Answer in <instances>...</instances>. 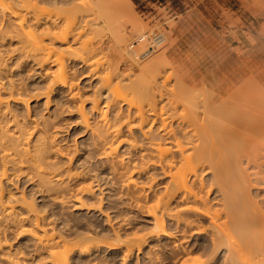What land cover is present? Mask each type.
Returning <instances> with one entry per match:
<instances>
[{
    "label": "rangeland",
    "instance_id": "1",
    "mask_svg": "<svg viewBox=\"0 0 264 264\" xmlns=\"http://www.w3.org/2000/svg\"><path fill=\"white\" fill-rule=\"evenodd\" d=\"M62 1L60 2L61 8L59 6L57 7V5H55L56 7L54 5L50 6L52 2H49L50 4L48 2H45V7H46V4H48L49 7L48 5L47 7L53 11L52 12L54 13L53 15L50 11L49 12L51 14H48V13L45 14L41 12L45 15L44 17H46L47 15L48 16L52 15V18L53 17L56 18L54 20H57L58 23L55 22V25L53 26L54 30L52 29L53 31L55 30L57 31L55 27L58 28V24L65 22L63 18L65 17L63 16L65 15L63 12L65 8H63L62 6L66 7L68 5L70 6L71 3L74 4L72 0H65V1L62 0ZM66 1L67 2L69 1L71 3L66 4L65 3ZM104 1L109 3L108 4L109 6L112 4L111 5L112 9H111L109 6H107V3H104L106 7L103 6V8L105 9L103 13L108 11L106 10L108 7H109L108 8L109 10L111 9V13L108 12L106 13V15L105 13L104 14L102 13V10L104 9L101 7ZM100 2H102L101 3L102 5L98 6L94 10H91V11L88 10L89 14H87L95 18L94 16L95 14L93 12H97L96 17L98 15L99 17H97L98 20L96 21L98 23L97 25H100V28H97L98 27L97 25H95L94 27L93 24H96L95 23L96 21L94 23L91 22V20L93 21V19L91 18H89V24L85 25L86 23L85 24L82 23L84 22L83 20H85L84 17L86 16L85 15L86 13L82 14L80 12L82 14L81 15L77 12L79 16L81 17L84 16V17H82L83 19H81L76 14L77 17L75 18L77 19L79 18L78 20L80 21L81 19V21L80 22L77 21L75 23L77 25L79 22L78 26L80 24L81 25L84 24L83 25L84 27L87 26L85 27L87 29H85L83 33H85L87 30L86 33L88 35L85 33L84 36L82 37L83 35L82 34L80 35L82 37V38L80 37L81 40L79 39L78 42L76 41L72 42L73 38L75 37L74 33L76 32L78 34L80 31L79 30L81 26L80 25L78 27L79 29H77L79 31L76 30L73 33V35L67 37L69 41L64 40V42H62L63 40L62 41L55 40L56 42L54 43L55 47L57 48V51L59 50L58 54H60V50H61L60 55L62 59H65L64 60L65 66L67 65L68 67V68L66 67V69L68 73L70 71V74L67 73L68 77L70 76L69 79L73 80V82L77 84L75 85L76 88L74 87V90L78 89L77 86L80 88L79 96H77L78 98L71 97V95H69L70 89L67 87H63L60 85V83H58L54 86L53 88L54 91L52 90L53 92H51L50 94L49 103H47L48 98L46 95H44L45 93L43 92L48 90V87L50 84L49 80L51 81L53 79V75L51 77L50 75L55 70L57 71L58 64L51 62V65L45 64V66L41 67L42 64L40 65L39 63L37 64V62L34 61L33 59H30L31 61L28 60L27 58H25L27 60H23V57L20 55V52L19 51L17 52V50L15 52L14 50L18 46H20V43H18V39L9 40L8 38L7 41L5 40V42L2 43L4 46L0 43L1 44L0 45V56L3 55L2 57L4 59V61L1 59L4 62V64L2 62L1 64L2 67L0 66L1 68L0 69V87H1L0 93L3 97V100L5 101V102L3 101L4 103L1 105V109H0L1 110L0 111V124H2L3 125L2 127H5L9 133L16 134L17 133L16 131L18 130L16 126H17V123H19L22 126L23 130L27 132L26 134H28V137L30 135L32 142L35 140V137L37 138L38 135H41L42 137L47 138L50 142L49 144L50 146L48 148V150L50 151L49 153H47L48 155L46 157L47 167L49 168V170L57 169L58 171H63L64 173H66L65 177L62 180H60V182L55 180L54 178H51V182L47 185H44L40 181V177L38 178V176L34 174L35 168L34 169L32 168L33 169L32 170L30 166L27 164L21 165V166L19 165L13 166V164L11 163V165L10 164L8 165L9 166L8 175L7 177H5L3 181L4 186H5V197L7 200H10V199L15 200L13 201V204L15 202H18L17 199H19V202L16 203L18 205L17 206L15 205V211L16 209L18 211L17 215L16 214L15 215L18 218H21L23 216L27 217V215L29 214H30L29 215L30 217L31 216L33 217V214L35 213V212L33 213V211L31 213L29 212L30 211L29 206H28L29 204L28 205L25 204L26 207H24L23 204L25 203V201L22 199V196H24L27 202L33 204L35 208L34 210L35 211L38 210V212H40V214H42L46 218V221H47L46 225L49 226L48 229H50L51 232L54 227L55 228L54 232L56 231L58 232V234H61V235H64V234L66 236L69 235L68 236L69 238H72V237L74 238L80 235L83 236L84 234L93 235L97 238L94 241L98 242L97 244L100 245V247L95 248L91 253L85 254V253H80L79 251L70 253L68 264H181V260H183L182 259L183 257H180L181 255H179L180 253L178 252H182L181 251L183 250L182 248L187 246V244L189 245L190 243H191L190 244L191 246H193L192 243L193 244L195 243L196 245L194 246H197L194 248L192 252L194 256L196 257L200 256L207 260H209L208 256H211L210 258H212V260L211 261L209 260L210 263L208 264H224L223 262L225 259L224 249H220L217 252L215 251L213 252L212 247H210L211 246L210 238L208 237L206 233L201 234V236L197 234L195 235L194 233H192L193 230L190 228L184 231L183 230L184 228L182 225L179 227V229L181 230H180V233L179 232L177 233L178 235H176L175 239L170 240L166 238L165 236H158L155 234L153 235V237L149 238L141 248L135 246L134 251L129 253L131 255H128V256L125 255V253L127 254L126 246L119 245L120 247L119 246L111 247L108 245L110 242H116L115 240L116 233H118L120 238H123V240L127 238L129 239L131 237H135V235L136 236H139V235L149 236V234L154 228L153 217L152 215H149L147 210L145 211L146 208L145 207L143 208L142 204L146 205V204H151V203L156 202L158 196L164 192L169 177L164 176L160 168H155V167L149 168V171L147 170L144 173H139L137 170L136 172H134L133 165L138 164V163L141 165V163L144 160H147V158L146 156L144 158L143 151H141L140 148L138 149L130 148L127 140L123 141L122 144H119V140H121L120 137H117V139H112V137H109L108 139L109 142L112 139L113 141H111L110 143L113 144L114 146L118 143L119 148L116 146L118 149L115 150V152L109 157V159H106L107 157L104 154L105 153L104 148L107 150L108 146L107 144L103 145L102 147L104 146L105 147L102 149V147L98 145L100 143L97 140V136L93 134V131H92L93 127L94 128L97 126L100 127V124L102 123L101 121L102 118L100 117L102 115L100 114V110L96 112L97 110L94 109V107H92V100L96 96H101L99 94H102V96L99 97V99L101 100L100 106L103 107V108L101 107L102 109L105 108V105H106L105 100L107 98L105 96L109 95V92H108L109 88L108 89L106 88L107 90L105 88H103L104 90L102 89L101 82L104 81L103 80L105 78L104 76H106L107 79L109 78V80H111L112 83L114 82L113 84L115 83L118 84L119 80L121 79L122 81H120L119 86H122L120 87L122 89L119 88L118 93L119 94L121 93V95L125 93L124 96H131L132 94L130 93L131 91H129V88L127 87V83H129L130 80L137 81L139 80V77H140L141 81L139 80V82H141L142 84V80L146 79V78L143 79L145 77V76L143 77L144 74L146 75L147 78L149 77L150 80L157 78L159 79V81H161L162 78H163L162 80H164L166 77V79L168 78L166 87L169 88L171 86V88H173L176 83L175 81L177 79H180L179 76L182 72V69L179 68L180 63H184L182 66L183 69L186 68L184 67V65L189 67V70H190L189 73H192V71L194 72L195 75H192L193 73L190 75L192 76L193 79H196V81L198 80L199 83L204 81L205 79L203 77L204 80H202L201 76L199 78L196 75H202V73L203 75L205 74V76L207 77V80L208 79L210 80L211 78H213L212 73H211L212 65H215V67L217 65V64H214V63H217V62H214V60L217 61L216 58H219L218 57L219 55H217L218 53L216 52L217 53L216 54L214 52L218 51L221 54L222 52L226 50V49L224 50L226 46L225 38L227 37L228 31H231L233 35L232 36L233 37V48L235 51L234 52L235 58L233 59L236 60V62L234 61L232 63L233 65L234 63H236V69L233 66L232 67L237 72V74H234L233 73L234 71H231L230 74L242 76L241 79L243 78L249 79V82H250L249 95L254 97L256 102H258L260 97L264 95V47H258V48L252 49L251 45H249V30L248 32L245 31L246 29H248L246 25L247 23L246 20L249 21V19L241 18L239 17L237 13V10L239 8L249 9V1L247 2V1H238V0H127V1L126 0H103V1L102 0H81V4H79V1L76 0V4L78 5L76 4L75 5L82 7V10H83V8L88 7L91 3L98 5L100 4ZM53 3H56V2L54 1ZM39 4L40 5L44 4V2H40ZM100 7L102 10L99 11ZM114 7L117 8L118 10L117 9L115 10ZM48 8L47 10H49ZM62 8L63 10L61 11ZM119 9H124L128 12L126 13L125 11L124 14L118 13L119 15H117L116 14L117 12L115 13V11L120 12ZM60 11L61 13L63 12L62 13L63 15H61L63 17L59 16L58 18L57 15H60L58 14V12ZM64 11H66V9ZM109 13L110 15H113L112 13H114L113 16H109L110 18L114 17L116 14L117 17L118 16L120 17L119 18L120 20L117 19V17H115V19L111 18L116 23V24L115 23L111 24V20L107 21L109 20L108 18ZM73 14L75 15V12L71 14V17H73L72 16ZM123 15H126V16H123ZM68 16H70V14ZM105 16H107V18H105ZM127 17L128 19H126ZM67 18H65V20ZM75 18L73 19L76 21ZM100 18H101V21L99 20ZM58 19L59 20L61 19V20L58 21ZM116 19L119 20V22L115 21ZM62 20L63 22H61ZM132 20L134 23L140 22L141 25L137 23L134 24ZM43 21H45V18L42 20V22ZM70 21H73V20H70ZM44 23L45 22H43V24L41 25L39 24L38 26L35 25L32 28L34 29V32L37 34V36L39 32L41 33L42 26L43 27L45 26ZM75 23L73 22V24ZM66 24H64L63 26L61 24L60 28L61 26L65 28L64 26ZM101 24L102 25L104 24V25L102 26ZM71 25L72 24H70V26ZM76 25L74 26L72 25L73 26L72 29H74ZM89 25H93V26L89 27ZM84 27H82V31ZM110 28L113 29V32ZM137 29L139 30L137 31ZM93 30L97 31L98 35L101 33L99 36L97 35L98 39L95 37L96 33H94ZM98 30L99 31L102 30L105 32H101V31L98 32ZM61 31L62 30L60 29V32ZM88 31L90 32V34L88 33ZM28 32H31V31L28 30ZM57 32L60 33L59 30ZM57 32H54V33H57ZM123 32H125L126 35ZM58 33H57V36H60ZM93 33L96 39L92 37L91 34ZM118 33L119 35L124 34V36L130 37L129 39L128 37H126L125 39L126 40L128 39V41L126 42L124 41L125 42L124 46L126 47V51L123 47L120 48L121 46H123V42H121V35L119 36ZM146 33H149L151 37H155L158 33H162L161 39L163 41L161 43H155V41H151L152 38L149 39L148 37H146L144 40H142V42L139 43L138 39L140 38V36H143V34H146ZM29 34L35 37L33 33H29ZM61 34L63 33L61 32ZM89 35L91 36V39L93 38L92 39L93 42L92 40L90 41L89 38H88V41L92 42V44L94 45L103 46L101 49H99L101 51L95 50L93 51V53H91L92 50H88V51L84 50V49H88V48H85L84 44L87 42V38L85 36L88 37ZM101 35H102V38H100ZM115 35L120 38L119 39L118 37L116 38ZM112 38L114 40H112ZM116 39L120 40V42ZM29 40L31 41L32 39H29ZM29 40L27 42L28 44H30ZM46 40L47 41L49 40V36L46 37ZM169 41H171L172 43L173 41H175V45H173ZM79 42H82V43H79ZM102 42L103 44H101ZM167 43H169V45ZM70 44L75 47L77 46V48L73 46L71 47V48H75V49H72L75 52L74 51L71 52L69 49L66 50L67 48L70 47ZM80 44L84 45V47L82 46L81 48ZM113 45L115 46L113 47ZM219 45L221 46V48L224 47L222 49L224 51H219L221 50V48H219L218 50ZM109 46L110 48H108ZM90 47H91V44H90ZM174 47L177 48V51L179 52V56L175 53V50H173L175 49ZM62 49L63 50L65 49V50L63 51ZM163 49H165V51L169 50V53L171 52V55L172 57H174V60H178V62L174 63L175 61H173V59H171L170 61L169 57H167V60L165 59V62H163L164 61L163 59L166 58V56L168 55L166 52V56L164 58L161 56L162 53L163 54L165 53ZM12 50L14 51L12 52ZM76 51L79 52V55L76 53ZM128 51L132 53L129 54ZM63 53L64 55H66L65 57L64 55H62ZM224 53L227 54L226 52ZM230 53L231 52L229 51L228 55ZM214 54L217 56H215ZM223 54L222 56L220 55L221 58L223 57ZM213 55L215 58L212 57ZM234 55L232 56L234 57ZM19 56H21L22 59ZM79 56H81L80 57L81 59H79ZM97 56H99V58H96ZM226 56L224 57L226 58ZM153 59H154V62L151 63ZM155 59L157 61H155ZM223 59L222 60L220 59V60L223 61ZM230 59L233 60L232 57H230ZM129 60H130V63H129ZM220 60H218V63L220 62ZM228 60H229V57H228ZM231 60L229 61L231 62ZM159 61L165 64L167 63L166 66L165 64L162 65L161 62H160L161 63L160 65ZM95 62H97L96 65H95ZM139 62L142 64L146 63V65H143L145 69H142L143 67L141 68L142 65L138 66ZM147 62H150V66L148 67H147ZM198 63L199 64L202 63L201 65H203L204 67L203 69L201 68L203 70L201 74L199 73L197 74V72L194 71V67L199 68ZM155 64L162 66L160 67V69L162 70L160 69L158 70L159 66L154 67L156 66ZM208 64H209V67L207 69L211 73L210 75V73L208 72V75H210L209 78L207 75V70L205 69ZM230 64H228V66ZM130 65L132 66L130 67ZM218 65L220 66V63ZM108 66H110L111 68ZM126 66L128 68H126ZM96 67L97 69H95ZM222 67L220 66V68ZM224 67L226 66L224 65ZM147 68L148 70L149 68H156V69L155 71H152V70L148 71L146 70ZM47 69L49 70L47 71ZM128 69H130V71H128ZM196 70L198 71L200 69H196ZM50 71H53V72L51 73ZM90 71H92L94 74L92 75ZM118 71H120L121 74H119ZM127 71L129 74L127 73ZM141 71H143V73ZM218 71L217 72L215 71V72L218 73ZM46 72L47 73L50 72L49 73L50 75L47 74ZM107 72H110L109 74L111 75L108 76L109 74ZM122 72L124 73V75L125 74L126 75L122 76ZM148 72L152 74L150 75ZM223 72H222V77H221L222 79L224 77L223 75H225V73L223 74ZM117 73L119 74V76H122L123 79L119 77ZM189 73L187 72L186 75ZM216 73L213 74L214 78L216 77L215 80L217 79V75L215 76ZM219 73L221 74V72ZM103 74L104 76L102 78ZM138 74H141V76L139 75V77L137 78ZM183 74L184 72L182 73V75ZM231 75H228V76H231ZM184 76L185 74L183 75V77ZM169 78H170V81H169ZM225 78L227 79L228 77H225ZM238 79H240V77ZM150 80H148V82ZM211 80H214V79H211ZM10 82L11 84L15 82L14 83L15 85L17 83L16 86L18 87L20 85V87L19 88L16 87V89L17 88L21 89L20 91H21V94L23 93L22 94L23 98L25 97V99L27 100L29 99L28 100L29 102L26 103L18 99L15 100V98L14 99L12 98L15 96H10L9 91L14 85V84L11 85ZM144 83L145 81H143V84ZM161 84H162V81H161ZM99 88L101 89L102 92L99 90ZM198 88L199 86L196 89ZM201 88L203 89V87ZM202 89L196 90V91L197 92L199 91L198 93H200L204 91ZM211 89L212 90L206 89L208 91L206 90L205 91L209 93V91L214 90L213 87H211ZM17 90H15L16 92L14 95H16L17 92H20L19 90L18 91ZM41 93L44 96H42ZM16 96L18 97V95ZM81 100L85 101L84 108L86 109V112H87L86 114H88L87 116L89 119V123L92 125V126L90 125V127H88L86 123L83 122L84 120H82V117L80 116V110L78 106L80 105ZM253 101L254 100L249 97V105L252 108V109L249 108L251 109L249 111L250 113L251 112L254 113L253 111H255L253 116H256L255 114L260 109V106L256 105L255 103H252ZM123 103L124 102H122L121 104L124 106V108H126V106ZM108 111L109 113L107 112L108 113L107 117L109 118L111 117L112 119L115 113L112 109H109ZM251 118H254V117H250L249 119ZM125 127L123 125L122 130H124L125 132H122L123 136L121 137L124 138L126 136L127 137L129 136L130 138H132V136H130L132 134H130L131 132L129 131V128L127 127L128 129L127 128L125 129ZM132 131L133 132L136 131L135 132L136 134L133 132L132 133L135 135V137H137V139L139 138V142L142 143L137 127L133 128ZM262 140H264V138ZM97 141L98 143H96ZM129 142H130V139H129ZM261 147L262 146L258 148V151L261 150L260 152H263L262 151L263 148ZM107 151H109V149ZM119 158H122L124 160H121V159L119 160ZM122 161H124V163L126 162L127 164L128 162L130 163L129 164L131 166L130 170L128 168L127 169L131 171V173H129V171L126 172V167L124 166L126 165V163L123 164ZM204 170L205 171L202 172V176L205 177V179H207L208 181H210L211 176H212V171H209L208 169L206 170V168ZM71 173L72 174L82 173V174H79L80 175L79 177L69 178L70 176L68 174H71ZM126 174L127 175L131 174L132 178L136 179V181L140 185L142 184L145 185L146 187L145 189H147L145 191V194L146 193L147 194L144 196L145 198L144 197L142 198V201L141 200L139 201L138 199L139 193L136 192V189L134 190V188L127 187L126 185L127 175ZM52 185H55L54 187L56 188H53V187H52L53 189L49 188ZM85 185L92 187L90 192L81 190V188L83 189ZM47 189H50L51 191H48ZM79 190L81 193L79 192ZM214 190L215 189H213L209 194V197L212 199L213 203L217 200V196L219 194L216 192V190L215 191ZM263 193L264 191H261L262 195ZM254 194L256 195V192ZM261 194L259 198L256 197L257 200H259L260 202H261ZM81 198L87 205H83V207L79 206L80 205L79 200ZM137 201L140 202L141 205H138ZM3 218H4V222H3ZM3 218L0 217V220H2L0 221V226H1L0 230L1 231L3 230L2 232H0V236L3 237V238L0 237V240L3 242V244L5 243L4 244L5 246L3 245V249L2 247L0 248V256L3 257V255L5 256V255L12 254V253H13V255H11L12 257L14 256L17 257L18 255L19 257L21 256L20 258L22 259V261L18 260V262L19 261L21 262L15 263V264H52L53 263V259L50 255V252L45 248L42 249V247L39 246L40 244L38 245L36 238L31 233L21 230L22 226H27V227L30 226L29 224H31V222L30 223L28 222L30 221L29 219H26L25 220L26 222H23V225H20V224H17L18 222H10L8 220L5 221L6 218L4 216ZM201 221H203L204 224L206 223V220L204 221V219H201ZM2 223L3 225L7 227H4ZM166 225H167L166 226L167 230L171 232H175L176 228H178L176 226L177 224L174 221L169 220L168 218L166 219ZM179 242L180 243L182 242V243L180 244ZM208 243H210L209 246H207ZM9 251L10 253H8ZM4 252H7V253L4 254ZM14 252H17V253L14 255ZM3 259L0 260V264H14V263L9 262L6 259L5 260Z\"/></svg>",
    "mask_w": 264,
    "mask_h": 264
},
{
    "label": "bare ground",
    "instance_id": "2",
    "mask_svg": "<svg viewBox=\"0 0 264 264\" xmlns=\"http://www.w3.org/2000/svg\"><path fill=\"white\" fill-rule=\"evenodd\" d=\"M54 1L56 3H53ZM54 1L52 0H0V43L2 44L3 42H5V40L7 41L8 38L9 40L18 39V43H20V46L18 47L16 46L17 48L15 47L16 49L14 50L15 52L16 50L17 52L18 51L20 52V55L23 57V60L33 59L34 61L37 62V64L38 63L39 65L42 64L41 67L45 66V64L51 65V62L58 64L57 71L56 70L54 72L50 71L51 73L53 72L51 75L49 74L50 72L48 73L46 72L47 74L50 75V77L53 75V79L51 81L49 80L50 84H49L48 90L43 92L45 93L44 95H46L48 98L47 103H49V97H50L51 92L54 91L53 90L54 86L58 83H60L61 86L67 87L70 89L69 95H71V97L76 98L77 96H79V93H80L79 91L80 88L78 86H77L78 89L74 90V87L77 84L73 82V80L69 79L70 76L68 77V74H70V71L68 73L66 69L67 65L65 66V62H64L65 59H62L60 55L61 50H60V54H58L59 50L57 51V48L54 45V43L56 42L55 40H60V41L63 40L62 42H64V40H68L67 38L68 36L73 35V33L77 29H79L78 27L81 24L79 26L78 24L81 21V19H83L82 17H84V16L82 17L79 16V14L81 13L82 14L86 13L85 15L87 16V17L85 16L87 19L84 17L85 20H83L84 22L82 23L84 24L86 23L85 25L89 24V18L93 19V21L91 20V22L94 23L96 20H98L97 17H99V15L96 17L97 12H93L95 14L94 15L96 18L95 19L93 16L87 15L89 14L88 12L91 10H94L95 8H97L98 6L102 4H103L101 6L102 8L103 6L106 7L104 3H107L105 1L103 3L100 2V4L98 5L91 3L88 7H85L82 10V7L76 6L78 5L76 4V0L75 1L72 0L74 4H72L69 1L68 2L66 1L65 2L66 4L71 3L70 4L71 7L69 5L66 6L67 8L65 6H62L63 8L66 9V11H64L65 9L63 10V8L61 9V11L63 10L65 15H63L62 14L63 12L61 13L60 11L58 12V14L60 15H57V16L58 18L61 15L65 16V17L61 16L64 18V21H65L63 22L62 20L61 22H63L64 24L66 23L68 24L64 26L65 28L62 27L64 25L63 23L58 24V28L55 27V29H57V31L59 30V32H60V29L62 30L61 32L63 34H61V32L58 33L56 30L53 31L54 30L53 26L55 25V22L56 23L58 22L57 20H54L56 18L54 17L52 18V15L54 13H52L53 11L48 8L49 5L46 4V7L48 5L47 8L49 10H47V8L45 7V2H48V3L52 2L51 4L49 3L50 6L57 5V7L59 6L61 8L60 2L62 0L61 1L59 0L60 2L58 0H54ZM57 1L60 4H58ZM77 1H79V4H81V0H77ZM40 2H44V4L40 5L39 4ZM108 4L109 3H107V6H109ZM38 5L42 8H40ZM111 5L109 6L110 8H111ZM72 6L73 7L75 6V7L73 8ZM101 7L99 11L102 10ZM108 8L106 9L108 11L104 12L105 15L108 12L111 13L112 8L110 10ZM116 9L117 8H115V10ZM119 10L120 12L115 11V13L117 12L116 13L117 15H119L118 13L124 14L126 11L124 9H119ZM49 11L52 13V15L50 16L47 15L46 17H44L45 15L43 13L51 14ZM103 11H105V9L102 10V13ZM74 12H75V15L73 14L72 15L73 17H71V14ZM77 12L79 14H77ZM127 12L128 11H126V13ZM110 13L108 14L109 20L107 21L111 20V24H112L115 22L111 18L115 19L117 15L115 14L114 17L110 18L109 16L114 15V13H112L113 15H110ZM69 14L70 16H68ZM76 14L78 15L79 18H81L80 21L78 20L79 18L78 19L75 18L77 17ZM123 16H126V15H123ZM44 18H45V21L43 22H45L44 23L45 26L44 27L42 26V31L41 33L39 32L40 34L37 32L38 33V36H37V34L34 32V29L32 28L35 25L38 26ZM65 18L67 19L65 20ZM73 18H75L76 21ZM105 18H107V16H105ZM119 18L120 17L118 16L117 19ZM117 19L115 21L119 22L120 19L119 20ZM126 19H128V17ZM60 20L58 19V21ZM70 20H73V21H70ZM99 20L101 21V18ZM77 21L79 22L76 25L75 22ZM43 22L41 24H43ZM73 22L75 24H73ZM69 23L72 24L73 26L76 25L77 26V27L75 26L76 29L75 27L74 29H72L73 26L71 25L72 26L71 27ZM95 23L96 24H93L94 27L95 25L98 24L97 21ZM136 23L137 22H135L134 24ZM61 24L62 26L60 28ZM137 24H140V22H138ZM83 25L80 26V29H79L80 31L77 30L79 31L78 34L76 32H75L76 34L74 33L75 37L73 38L72 42H75V41L78 42L81 37L80 35L83 34L82 35L83 37L84 34L87 32L86 30V32L83 33L84 30L87 29L85 28L87 26L84 27ZM93 25H89V27ZM97 26H98L97 28H100V25H97ZM82 27H84L83 31H82ZM28 30L31 32H28ZM111 30L113 32V29ZM138 30L139 29H137V31ZM100 31L105 32L102 30ZM100 31L98 30V32ZM54 32H57L60 36H57V33H54ZM29 33H33L35 37L31 36V34ZM88 33L90 34L89 31ZM94 33H96L95 34L96 36L94 35ZM94 33L91 34L92 37L93 38L96 37L98 39V36L101 33L99 35L97 31H94ZM159 34L160 33H158L155 37H151L149 33L143 34V36H140V38L138 39V42L140 43L142 42V40L148 37L149 39L152 38L151 41H155V43H161L163 40L161 39L162 36ZM26 36L32 40L30 41ZM48 36H49V40L47 41L46 37ZM89 36L88 37L85 36L87 38L88 43L93 39V38L91 39V36L90 37ZM122 36H124V34L121 35V42H123V46H121L120 48L123 47L126 51V47L124 45H125V42L128 41L130 37L128 36L122 37ZM117 37L118 36H116V38ZM126 37H128L127 40L125 39ZM88 38L90 39V41H88ZM100 38H102V35ZM119 38L120 37H118V39ZM26 39L30 41V44L27 43L28 40ZM112 40L114 39L112 38ZM118 41L120 42V40ZM87 42L84 45H85V48H88V49H84V50L85 51L92 50L91 53H93V51L95 50L98 51L99 49L103 47L102 45L98 46V45L92 44L93 40L89 44ZM79 43H82V42H79ZM90 44H91V47H90ZM101 44H103V42ZM167 44L169 45V43ZM172 44L175 45V41H173ZM73 45L70 44V47L67 46L69 48L66 47L67 48L66 50L69 49L71 52L74 51L72 49L77 48V46L75 47ZM84 45L80 44L81 48L82 46L84 47ZM72 46L75 48H71ZM114 46L115 45H113V47ZM108 48H110V46ZM219 48H221L220 45L218 47V50ZM223 48H221V50L219 51H224L226 49L224 52H226L227 54H225L224 52L220 54V52L218 51L214 52V53L217 52L218 54L217 53L216 54L219 55L218 56L219 58H216L217 61L214 60V62H217V63L213 62L214 64H217L216 65L217 68L215 67V65H212V64H211L212 68L210 66V68L214 71L213 72L210 69L212 76H213V78L211 77L210 78L214 80H211V79L207 80V77L205 76V74L203 75L202 69L204 67L203 65H201L202 63L200 64L198 63L199 68L194 67V71H196L197 74L202 73V75H196V76H198L199 78L201 76L202 80L205 79L204 81L200 83L198 80L196 81V79H193L192 76L190 75L192 73H193L192 75H195L194 72L192 71V73H189L190 71L189 67L184 65V67H186L185 68L186 70H185L182 67L184 63H180V65L179 64L178 65L180 66L179 68L182 69V72L180 74L181 77L179 76L180 79H177L176 81L174 80L176 83L173 88H171L170 85H169L170 86L169 88L166 87L168 78L166 79L165 77L164 80H162L163 79L162 78L161 79L162 84H161V81H159V79L156 78V79L150 80L149 77L147 78L145 74L143 75V77L145 76L143 79L145 78L146 79L142 80V84H141V82H139V80L141 79L139 75L141 76V74H138L137 78L139 77V80L137 81L130 80V82L127 83V87L129 88V91H131L130 93H132L131 96H124L125 93L122 95L121 93L120 94L118 93L119 88L122 87V86H119L120 81H122L121 79L119 80L118 84L117 83L113 84L114 82L112 83V81L109 80V78L107 79L106 76H104V74L102 75V78L103 76L106 78V79L104 78L103 79L104 81L101 82L102 89L109 88L108 89L109 95L105 96L107 98L105 100L106 105L104 104L105 105L104 109H102L103 107L100 106L101 100L99 99V97H101L102 94H99L101 96H96L95 98H93L92 107H94V109L97 110L96 112L100 110V114L102 115L100 116L102 118L101 120L102 123L100 124V127L97 126L99 128L97 127H95L96 129L94 127L93 128L91 127V128H92L93 134L97 136V140L100 143L98 145L102 147L103 145L107 144V146L109 147L108 148L106 146L107 150L109 149V151H107L104 148L105 146L102 147V149L104 148L105 153L104 151L103 153L106 155L107 157L106 159H109V157L115 152V150L119 148L118 146L119 144H122L123 141L127 140L130 148H133V149L140 148L141 151H143L144 158L145 156L147 158V160H144L141 163V165L139 163H138L139 165L138 164L133 165L134 172H136L137 170L139 173H144L147 170L149 171V168L155 167V168H160L164 176L169 177L164 192L158 196L156 202L151 203V204H146V205L142 204L143 208L144 207L146 208L145 211L147 210L149 215H152L153 217L154 228L149 234V236L148 235L147 236L146 235L145 236L135 235V237H131L129 239L127 238L123 240V238H120L119 234L116 233V238H115L116 242H110L108 244L111 247H116L119 245L126 246L127 254L125 253V255L127 256L131 255L129 253L134 251L135 246L141 248L146 243V241L149 238L153 237V235L155 234L158 236H165L166 238L170 240L175 239L176 235H178L177 233L178 232L180 233L181 229H179V227L182 225L184 228L183 229L184 231L190 228L193 230L192 233H194L195 235L197 234L201 236V234L206 233L208 237L210 238V242H211L210 247H212L213 252L214 251L217 252L220 249H224L225 250L224 251L225 259L223 261L224 264H264V193L263 195L261 194V191H264V140H262L264 138V95L260 97L258 102H256L254 97L249 95V85H250L249 79H246V78L241 79L242 76L234 75V74H237V72L234 70V68L236 69V63H234V65L232 63L234 61L236 62V60L233 59L235 58L234 52L232 53V51L229 50L228 46L227 48L225 47L224 50H222ZM14 50H12V52ZM163 50L165 52L164 54L162 53L163 51L161 52L162 53L161 56L163 58L166 56V52L168 54L166 58L163 59L164 60L163 62H165V59L167 60V57L170 58L169 59L170 61L171 59H173V61H175L174 63L178 62V60H174V57H172L171 52L169 53V50H166V51L165 49ZM173 50H175V53L179 56V52L177 51V48ZM77 51L76 53L79 55V52ZM229 51L232 54L230 53L228 55ZM128 53L131 54L132 52L128 51ZM222 54H223V57L221 58ZM62 55H64V53ZM214 55L212 56L213 58H215ZM232 55H234V57ZM2 56L3 55L0 56L1 57L0 58L1 67H2L1 65L2 62L4 61ZM65 56L66 55H64V57ZM224 56H226V58ZM80 57L81 56H79V59H81ZM228 57H229V60H231L230 57H232L233 60H231L230 62L228 60ZM96 58H99V56H97ZM220 59L221 60L223 59V61H221ZM218 60H220L219 63L221 67L222 65L223 67L224 65L226 67L220 68V66L218 65L219 64ZM155 61L157 60L155 59ZM224 61L225 62L227 61V62L225 63ZM153 62H154V59L153 61H151V63ZM160 62L161 61H159V64L161 65L162 62L161 63ZM129 63H130V60H129ZM227 63L228 64L231 63L232 65L230 64L231 66L230 65L228 66ZM96 64L97 62H95V65ZM164 64L165 63H162V65ZM143 65H146V63L142 64L139 62L138 64V66H141V68L143 67ZM155 65L156 66L154 67L159 66L158 70L160 69V67H162L158 64H155ZM131 66L132 65H130V67ZM148 66H150V62H147V67ZM208 67H209V64L205 68L207 70V75H208V72L210 73V71H208L207 69ZM126 68L128 67L126 66ZM95 69H97V67ZM142 69H145V67H143ZM155 69L156 68H149V70H152V71H155ZM196 69H200V70L197 71ZM48 70L49 69H47V71ZM146 70H148V68ZM128 71H130V69H128ZM215 71L216 72L218 71V73L221 72V74L220 73L218 74ZM231 71H234L233 72L234 74L232 73L233 75L230 74ZM90 72L92 75L94 74L92 71ZM110 72H107V73L109 74ZM118 72L119 74H121L120 71ZM141 72L143 73V71ZM183 72L185 74L184 77L186 79L183 77L184 74L182 75ZM187 72L189 73L187 75H189L190 77L186 75ZM222 72L223 74L225 73V75H227V76L223 75L224 76L223 79L221 78ZM214 73H216L215 76L217 75L216 80H215L216 77L214 78V75H213ZM149 74L151 75L152 73H149ZM110 75L111 74H109L108 76ZM125 75L122 72V76H125ZM210 75H208V78ZM228 75H231V76H228ZM122 76H119V77L122 78ZM225 77H228V78L226 79ZM234 77L237 79H235ZM239 77L240 79H238ZM147 79L150 81L148 82ZM143 81H145L144 84H143ZM169 81H170V78H169ZM14 83L15 82L11 84L10 82L11 85H13ZM16 85L14 84L12 88L10 86L11 88V90L9 91L10 96H15V97H12L13 99L15 98V100L16 99L22 100L23 102H26V103L29 102L28 101L29 99L27 100L25 99V97L23 98V95H22L23 93L21 94V91H20L21 89H18L20 85L19 87ZM198 86L199 88L196 89ZM16 87H18L17 89L20 91V92H17L18 94L16 93L18 97L14 95L16 92L15 90H17ZM201 87H203V89ZM211 87L214 88L213 90L214 92L213 91H209V93L206 92L208 91L206 89L212 90ZM201 89L204 91L200 93H198L199 91L198 92L196 91V90H201ZM99 90L101 91L100 88ZM0 92H1V87H0ZM44 95L42 94V96ZM249 97L254 100L252 103H255L256 105L260 106V109L255 114L256 116H253L255 111H253L254 113L252 112L250 113L249 111L252 109L251 106L249 105ZM3 101H4L3 97L0 93V109H1V105L5 102ZM122 102H124L123 104L126 106V108H124V106L121 104ZM84 103L85 101L81 100V103L78 106L80 110V116L82 117V120H84L83 122L86 123L88 127H90L91 124L89 123V119L87 116L88 114H86L87 112H86V109L84 108ZM109 109H112L115 113L112 119L111 117L110 118L107 117L108 116L107 114L109 113L108 111ZM249 115L250 117H254V118L249 119L250 118ZM123 125L124 127L127 125L125 129L127 127L129 128V131L131 132L130 134H132L130 136H132V138H130L129 136H128L129 138L127 136H126L127 138L121 137L123 136L122 132H125L124 130H122ZM2 126L3 125L0 124V168H1L0 169L1 170L0 171V217L3 218L4 216L6 218L5 221L8 220L10 222H18L17 224H20V225H23V222H26L25 220L29 219L30 221L28 220L27 221L29 223L31 222V224H29L30 226L28 227L22 226L21 230L31 233L36 238L38 245L40 244L39 246H41L42 249L45 248L50 252V255L53 259L52 264H68L70 253L79 251L80 253L86 254V253H91L95 248L100 247V245L97 244L98 242L94 241L97 238L93 235L84 234L83 236L80 235L74 238L73 237L69 238L68 237L69 235L66 236L65 234L61 235V234H58V232L56 231L54 232V229H55L54 227L51 232V230L48 229L49 226L46 225V222H47L46 218L42 214H40V212H38L37 209H36L37 211H35L33 204L27 202L24 196H22V199L25 201V203L22 202L24 203L23 204L24 207H26V205L29 204L28 206H29L30 211L29 210L28 211L30 213L32 211L33 213L34 212L35 213L34 214L32 213L33 217L32 216L30 217L29 216L30 214L27 215V217L23 216L21 218H18L16 216L18 211L17 209L15 211V205L16 206L18 205L16 203L19 202V199H17L18 202H15L13 204V201L15 200H11V199L7 200L5 197V186H4L3 181L5 177H7L8 175V170H9L8 165L9 164L11 165L12 163L13 166L14 165L21 166V165L27 164L30 166L31 169L35 168L34 169L35 172L33 171L34 174L38 176V178L40 177V181L44 185L49 184L51 182V178H54L55 180L60 182V180H62L65 177L66 173H64L63 171H58L57 169L49 170V168L47 167L46 157L48 155L47 153H49L50 151L48 150L50 146L49 145L50 142L47 138L42 137L41 135H38L37 138L35 137V140L32 142L30 135H29L30 137L29 138L28 134H26L27 132L23 130L22 126L19 123H17V126H16L18 129L16 131L17 132L16 134L9 133L8 130ZM135 127H137L138 129V133L141 137L142 143H140L139 138L137 139V137H135V135L133 134L136 132V131L134 132L132 131L133 128ZM109 137H112V139H117V137H120L121 140H119V144L117 143L114 146L113 144L110 143L111 141H113L112 139L109 142L108 140ZM129 139H130V142H129ZM98 141L96 143H98ZM258 146L259 147L262 146L261 148H263L262 150L263 152H260L261 150L258 151V148H259ZM120 159L124 160L122 158H119V160ZM122 163L125 164L126 162L124 163V161H122ZM129 164L130 163L128 162V164L126 163L127 166L124 165L126 167V172L130 170L131 166ZM205 168L206 170L208 169L209 171H212V176H211L210 181H208L207 179H205V177L202 176V172L205 171L204 170ZM129 173H131V171H129ZM79 174H82V173H79ZM79 174L71 173L68 175L70 176L69 178L71 177L74 178V177H79L80 176ZM127 176H126L127 180L124 179L126 180L127 187L134 188V190L136 189V192L139 193L138 199L139 201L140 200L142 201V198L147 194V193L145 194V191L147 190L145 189L146 188L145 185L144 184L140 185L136 181V179L132 178L131 174ZM54 186L55 185H52L49 188L51 189L56 188ZM91 188H92L91 186L85 185L83 189L81 188V190L90 192ZM213 189H215L216 192L219 193L217 196V200L214 203L212 202V199L209 197V194ZM47 190L51 191L50 189H47ZM255 192H256V195L254 194ZM260 194H261V202L257 200L256 198V197L259 198ZM81 200L82 198L79 200L80 201L79 206L83 207V205H87L83 200L82 201ZM137 203L138 205H141L140 202L137 201ZM167 218L169 220L174 221L177 224L176 226L178 228H176L175 232H171L167 230L166 228ZM201 219H204V221L206 220V223L204 224V222L201 221ZM3 222H4V218H3ZM3 226L7 227L5 225ZM2 231L0 230V232ZM4 244L0 240V248L2 247L3 249ZM190 244L189 245L187 244V246L183 247L182 248L183 250H181L182 252H178L180 253L179 255H181L180 257H183L182 258L183 260H181V264L182 263L183 264H208L210 263L209 260L210 261L212 260V258H210L211 256H208L209 260L204 259L200 256L199 257L194 256L192 252L194 248L197 246H194L196 245L195 243L194 244L192 243L193 246H191ZM209 245L210 243H208L207 246ZM6 253L7 252H4V254ZM8 253H10V251ZM16 253L17 252H14V255ZM11 255H13V253L9 255H5V256L3 255V257L0 256V258L1 259L4 258L3 260L6 259L9 262L14 263V264L22 261V259L20 258L21 256L19 257L18 254H17L18 256L16 255L17 257L15 256L12 257ZM18 260H21V261L18 262Z\"/></svg>",
    "mask_w": 264,
    "mask_h": 264
},
{
    "label": "crops",
    "instance_id": "3",
    "mask_svg": "<svg viewBox=\"0 0 264 264\" xmlns=\"http://www.w3.org/2000/svg\"><path fill=\"white\" fill-rule=\"evenodd\" d=\"M238 1H249V9L239 8L237 13L239 17L249 19L246 20L247 28L249 30V45L252 49L258 47H264V0H238ZM159 35H162L160 33ZM231 31H228L227 37L225 38L226 48L234 51L233 48V37Z\"/></svg>",
    "mask_w": 264,
    "mask_h": 264
}]
</instances>
